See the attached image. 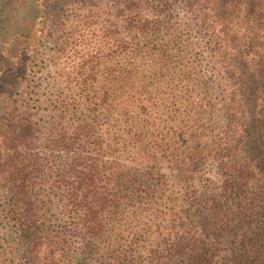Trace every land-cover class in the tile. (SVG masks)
<instances>
[{
    "label": "rangeland",
    "instance_id": "374dc122",
    "mask_svg": "<svg viewBox=\"0 0 264 264\" xmlns=\"http://www.w3.org/2000/svg\"><path fill=\"white\" fill-rule=\"evenodd\" d=\"M148 1L136 16L126 9L127 0H0V51L22 39L18 57L8 59L16 68L7 72L11 67L0 64V101L6 100L16 121L28 119L41 128L36 151L51 137L53 122L75 130L83 124L93 129L85 150L102 161L100 169L127 171L116 184L98 183L108 194L102 210L106 224L84 241L73 231L79 225L69 193L53 187L63 167L47 166L45 225L68 243L80 264H104L107 244L123 245L129 257L150 263L156 253L187 239L203 193L221 185L213 156L220 139L229 145L228 79L212 61L206 31L183 6L161 11L155 0ZM43 5H53V20ZM58 13L61 26L54 28ZM131 122L138 124L132 132L138 143L127 134ZM198 138L209 141L207 158L184 160ZM119 140L131 145L119 163L103 158L109 151L104 147ZM8 195L0 190V264H25ZM250 219L252 227L262 225L260 215ZM194 233L217 259L229 254L233 236L216 240L199 226ZM89 247L93 251L85 250Z\"/></svg>",
    "mask_w": 264,
    "mask_h": 264
},
{
    "label": "trees",
    "instance_id": "16d2710c",
    "mask_svg": "<svg viewBox=\"0 0 264 264\" xmlns=\"http://www.w3.org/2000/svg\"><path fill=\"white\" fill-rule=\"evenodd\" d=\"M155 1L161 11L179 3L189 18L197 22L195 26L206 31L212 61L222 78L228 79L225 86L229 91L224 102H228L225 133L229 145L224 147L225 141L220 139L214 148L221 185L203 193L190 219L187 239L156 253L148 264H264V0ZM149 4L148 0H127L126 9L140 16ZM42 7L50 10L49 19L53 20V5ZM61 20L58 13L51 22L54 28L61 26ZM139 30H145V26L141 25ZM21 40H15L8 51H0V64L11 67L7 72L16 68L8 59L18 57ZM5 104L6 100L0 101V190L9 192L8 214L15 224V241L22 259L25 264H80L68 243L55 238L45 225L44 206L48 202L43 200V192L47 166L63 167L56 171L54 179L58 186L53 187L69 193L73 220L79 225L73 231H79L76 236L84 241L87 236L97 235L106 224L102 210L108 194L98 183L116 184L127 171L121 167L109 172L100 169L102 161L85 150L86 139L91 138L93 129L83 124L75 130L65 124L61 126V121L53 122L51 137L36 151L41 128L37 129L28 119L16 121L18 117ZM4 108H8L6 112ZM247 120L250 121L246 123ZM137 125L129 123L130 133L127 132L135 143L140 142V137L132 133L137 132ZM194 140L195 150L184 160L206 159L209 141ZM130 147L125 140L112 147L106 145L104 149L109 151L103 158L119 163L121 154ZM161 149L167 151L168 147L162 144ZM232 205L236 207L233 209ZM251 215H260L262 225L252 227ZM196 226L216 240L233 236L229 254L217 259L219 255L196 237ZM118 246L116 249L114 245H105L104 264L141 263L129 257L123 245ZM85 250L93 251L92 247Z\"/></svg>",
    "mask_w": 264,
    "mask_h": 264
}]
</instances>
